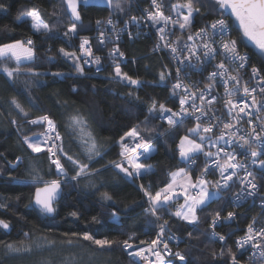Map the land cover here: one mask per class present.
I'll return each instance as SVG.
<instances>
[{"label": "trees", "instance_id": "16d2710c", "mask_svg": "<svg viewBox=\"0 0 264 264\" xmlns=\"http://www.w3.org/2000/svg\"><path fill=\"white\" fill-rule=\"evenodd\" d=\"M185 2L186 0H162L161 9L164 14L173 15L172 6ZM0 3L7 9L0 11V43L32 39L35 54L32 61L24 62L14 81H9L0 71V203L6 205L5 208H0V219L6 220L10 225L9 229L0 228V264H131V258L120 245L99 249L90 242L75 238H72L74 243L68 245L64 241L70 237H65L63 233L87 231L97 239L117 241H123L134 233L135 239L131 242L141 243L151 239L158 224L165 219L169 221L167 231L177 237V242L171 244L172 251H179L185 257L183 261L173 257L174 264H229V248L237 253L242 264L247 261L248 250L237 249L235 239L255 215H259L258 220L264 223V210L259 213L254 203L234 207L229 199V191L220 192V199H213L202 211H198L199 222L195 225L170 216L164 210L159 213L163 217L159 222L144 212L149 204L140 185H144L153 194L166 185L171 171L183 167L195 178L206 162V157L199 154L193 157L194 164L190 167L178 156V139L195 121L186 120L169 130L158 119H150L146 125L143 123L147 108L153 101L157 102V106L164 103L168 107H175L180 99L178 95H171V65L163 52L152 47V32L140 30L136 38L118 41V46L126 57L124 63L117 65L105 61L100 71L82 66L83 75H77L73 60L58 51L65 48L78 56L80 36L90 37L97 19L107 16H117L120 21L128 19L137 15L139 6L148 5L149 0H122L123 11L109 8L107 3H80L78 11L81 21L76 22L77 34L68 36L64 33L73 19L62 0H0ZM192 3L194 7L200 8V12L194 13L193 24L187 30L195 29L219 16L226 17L239 48L248 53L251 64L260 68L264 75V56L246 39L240 42L242 33L235 18H229L230 10L219 9L214 0H192ZM32 9L40 12L43 21L52 28L51 32H34L29 19L17 22V15ZM173 30L179 32L178 24L174 25ZM91 40L97 48V42L92 36ZM5 65L9 68L16 67L15 62L4 61L0 63V68ZM117 66L123 73L141 81V86H126L113 80L111 77ZM28 68L39 75L29 74ZM161 71L171 72V76L164 82L159 79ZM52 73L62 75L55 77ZM93 85L96 87L95 94ZM73 87L77 89L76 92L72 91ZM13 97L28 113L27 117L12 105ZM77 111L88 118L91 130L104 153L103 158H97L98 163H92L91 167L95 169L108 165V168L91 179L64 184L62 195L54 205L56 212L52 216H46L33 206L26 207L33 190L42 185L31 184L29 174L36 170L46 181L58 179V176L54 165L49 162L43 144L41 147L44 150L40 153H33L23 144V136L40 137L44 131L43 125H31L27 121L49 115L55 121L62 138L58 144L62 143L68 154L87 162L72 129L67 125V118ZM12 120L17 122L15 126L11 123ZM137 125V131L145 138L156 132L165 135L154 140L153 154L141 161L150 165L153 171L142 179H122L123 174L117 175L118 170L111 167L110 162L121 161L120 137ZM17 157H20L18 166L11 168L9 162L15 163ZM62 163L68 170V176L74 175L73 166L63 158ZM10 173L18 179L10 180ZM101 183L103 186H100ZM92 184H96V187H92ZM209 187L213 189L211 185ZM104 192L113 197L114 205L112 202L101 203L100 196ZM113 206L120 209L118 222H113L110 216ZM174 210L175 201L167 208V212ZM72 211L78 212L79 217H71L69 213ZM217 211L220 214L226 211L235 213L232 223L216 227L221 235H225V242L219 241L210 233V221ZM93 216L102 223H94ZM25 232L30 235L25 237ZM188 233H192V237ZM41 241H44V246L37 249L35 245ZM47 241H54V244L48 245ZM6 244L32 247L34 250L5 255ZM222 248L223 257L219 255ZM213 253H216L215 259Z\"/></svg>", "mask_w": 264, "mask_h": 264}, {"label": "snow or ice", "instance_id": "6c2138e0", "mask_svg": "<svg viewBox=\"0 0 264 264\" xmlns=\"http://www.w3.org/2000/svg\"><path fill=\"white\" fill-rule=\"evenodd\" d=\"M62 2L67 5V11L70 12L73 18V23L68 27L64 35H75L77 34L76 22L81 21L78 5L81 2L87 4L88 0H62ZM106 3L109 8L114 7L123 11L122 0H106ZM214 3L221 10H230L229 18H235V21L239 25V31L242 33L240 42L246 39L264 56V0H214ZM151 4L154 11L148 12L146 19L151 22L153 27H156V32L159 37V43L156 48L158 50H167L172 60L176 63V82L172 85L171 95L173 97L179 95L180 107L179 111H173V109L166 107L164 103H159L157 106V102L153 101L147 108V114L145 115L143 123L146 125L150 119H161L167 123L169 129H173L183 122L186 117L194 119L196 121L195 125L188 129V135L182 136L177 145L179 157L182 162L189 164L190 167L194 164L193 157L199 154H203L206 157V162L201 174L195 178V181H193L189 172L181 167L169 173V183L155 194L146 190L144 185H140V190L144 192V196L147 197L149 204V207L145 208L144 212L159 222L163 219L159 213L164 210L170 216L186 221L189 225H195L199 222L198 211H202L213 199H220V192L231 187L230 182L237 176L238 170H243L244 176L240 180V191L234 194L233 202L237 206H240L248 197H253L258 194L260 185L256 183L257 179L264 181V175L257 177L254 171H249L246 164L238 160V155L242 156L245 161L250 158V162L254 168H258L264 173V159H261V157H264V117H260L259 115V111H264V75H262L260 68L256 66L252 67V79L256 80L259 86L260 99H257V96L253 94L257 89L255 87L249 88L247 83H245L242 92L245 97L251 99V105L243 100L233 101L231 97L237 96L241 92V78L238 74L233 75L231 72L235 71L238 73L240 69L246 68L250 58L247 54H240L236 39L227 38L229 25L226 20L223 18L215 20L210 25L199 29L194 35L189 34L187 41L181 44L179 38L176 41H170L167 35V25L178 24L181 30L189 29L193 24L194 13H199L200 8L194 7L192 0H186L183 4H175L172 6V12L179 19L174 20L172 16H166L164 14L161 10L162 5L158 3V0H151ZM181 9H186V14H183L180 11ZM0 11H7L5 5L2 3H0ZM28 19L31 20V28L34 32L49 33L52 31L50 25L43 21L38 10H24L16 17L17 22H26ZM139 22L138 18L133 16L130 21H125V26L129 23L139 24ZM101 23L102 21H97L98 25ZM106 23L112 26L114 32L116 31L111 18ZM217 34L221 37L218 47L216 46L217 41L215 39ZM100 37L99 44L103 46L107 42L103 31L100 33ZM129 38H132L131 32H129ZM79 48L82 54H86L89 57L84 59V64H100L101 58L99 56L91 59L92 48L87 38H81ZM58 51L64 57L73 60V67L77 75L84 74V68L80 63L81 57H78L75 52L66 51L65 48H60ZM34 55L32 39H16L11 42L0 43V63L13 61L16 64L15 68H9L5 65L0 68V71L6 75L9 81H14V77L20 74V69L24 62L32 61ZM109 55L113 59H117L123 57L124 53L118 47H114L109 52ZM217 55L222 57L221 62L215 64L213 71L208 73L206 77L208 83L204 85L203 89L198 87L199 82L183 83L181 79L183 66L194 67L192 64L193 58L203 66L206 63H211ZM165 69H167V66H165ZM27 71L31 75H39L34 73L31 68H28ZM51 75L58 77L62 73H52ZM169 76H171L170 71H161L159 79L161 82H164ZM111 78L126 86H141V81L127 73H123L119 66L115 67L114 76ZM221 85L224 89V95L228 97L224 101V107L228 110V115L233 122H223L214 113L211 116L208 115L211 111L210 106L216 102L217 97L211 96L210 98H206V93L210 95L213 88ZM193 88L196 91H193ZM92 90L95 94V85H93ZM72 91L76 92L77 89L73 87ZM129 96H131V93H129ZM121 98L123 99L124 97ZM136 99H139V97ZM197 100L200 101L199 105L196 103ZM11 103L24 117L28 116V113L15 97L11 99ZM206 105L208 107H205ZM249 108L258 109L257 119L259 120V131H257L256 127H253L255 121L252 119L247 121L249 127L245 130V134H238L237 131H232L240 122L241 114L250 116V112L246 111ZM233 113H235L234 116ZM11 123L15 126L17 122L12 120ZM27 123L31 125L46 124L45 132L42 134L44 139L25 135L23 136V144L27 145V148L33 153H40L44 150L41 145H49V142L52 141L47 147V151L49 153L50 164L55 166L58 179L46 181L39 175L38 171L33 170L29 174L31 177L30 183L33 185L42 184L43 186L35 188V193L29 205H26V207L34 205L39 209L41 214L52 215L56 212L54 205L62 195L64 184L70 181L78 182L80 179H91L94 176H98L101 171L107 170L108 165L95 169L91 167L92 163H98L97 158H103L104 153L91 130L88 118L79 113V111L67 118V125L72 129L83 154L87 157V162L65 152L62 143H55L56 141H61L62 138L57 131L55 121L49 115L39 116L35 119L28 120ZM221 123L222 128L219 135L213 138L209 134H212L215 128L220 127ZM138 127L139 125L120 137L122 150L119 155L121 161L119 163L110 162V166L118 170L117 175L123 174L122 179H142L144 175L153 171L150 165H146L141 161L142 159L147 160L153 154L154 140L165 135V133L156 132L155 135L145 138L137 131ZM146 130L149 132L152 131L151 129ZM126 138H129L132 143H125ZM206 147L208 150H205ZM211 149H215V151ZM239 149H243L244 151H238ZM62 158L73 166L72 170L74 171V175L71 177L68 176V170H66L65 164L62 163ZM19 161L20 157H17L15 163L9 162V166L15 168L18 166ZM212 171H218L219 179L215 181L205 179ZM9 179L17 180L18 178L10 173ZM209 185L215 191H210ZM91 186L95 188L96 184H92ZM100 186H103V184L101 183ZM177 196H182L184 203L179 204L174 212L168 213L167 208L170 207ZM262 200H264V197H262ZM100 201L101 203L112 202L114 205L113 197L107 192L101 194ZM5 207V204L0 203V208ZM127 210L129 209H125V211ZM69 215L73 218L79 217L76 211L70 212ZM110 216L113 222H118L120 209L113 206ZM234 216L235 213L229 211L223 219L231 220ZM220 220L221 214L220 211H217L209 227L213 229V237H217L219 241L225 242V235H221L215 231V227ZM92 221L97 224L102 223L96 216L92 217ZM168 224L169 221L166 219L163 220V223L158 224L159 231L157 232V238L151 240L147 247H134V244L131 242L135 239L134 233L128 235V238L123 241H117L108 238L97 239L87 231L83 233L65 232L63 235L70 238L66 239L64 243L72 245L74 243V239L72 238H75L76 240L90 242L99 249H110L114 245H120L131 258V264H141V262H144V264H174V261L167 259V257L174 255L175 259L179 261H183L185 257L179 251L173 254L169 250L168 244L163 241L162 237L167 230ZM254 225L255 219L248 225L245 235L237 238L235 241L237 249H245L250 246L252 250L248 256V260L244 261L243 264H264V228L257 230ZM9 227L10 225L6 220L0 219V228L9 229ZM29 235L27 232L24 233L25 237ZM188 235L192 237V233H188ZM143 243L141 241V244ZM47 244L52 245L54 241H47ZM160 244H163V248L159 247ZM43 246L44 241L38 242L35 245L37 249ZM4 247L7 250L5 255L32 252L34 250L32 247H15L13 244H6ZM219 255L221 257L224 256L223 248ZM228 255L230 258L229 264H242L240 257L231 248L228 249ZM150 257H154V259H150ZM215 258L216 253H213V259Z\"/></svg>", "mask_w": 264, "mask_h": 264}, {"label": "built area", "instance_id": "2783aa9c", "mask_svg": "<svg viewBox=\"0 0 264 264\" xmlns=\"http://www.w3.org/2000/svg\"><path fill=\"white\" fill-rule=\"evenodd\" d=\"M161 1L162 0H158V3L161 4ZM151 11H154V9L152 8L151 0H149V4L145 5V6H139V13L137 15H134L140 21L139 24L129 23V24H127V26H125V21H130L131 17H133V16H131L128 19H124L122 21H120V19L117 16H107L105 18L97 19L94 22L91 36L97 42L98 47L96 48L94 46L93 41L91 40V36L89 37V36H85L84 35V36H80V38H79V41H78V54H79V57H81V59H80L81 65L83 67H85V68H91L93 71H100L102 69V67L104 66V62L105 61H108V62L113 63V64H117V65L121 64V63H124L126 61L125 55L123 57H120V58H117V59H113L109 55V52L111 51V49L114 48V47H118L119 48L118 41H120L123 38H126L128 40H132V39L136 38L137 36H139L140 30L143 31V32H145L146 30H150L152 32V34H153V37H154V41H153V46L152 47L155 50H157V51L163 52L166 55L168 61L170 62L171 69H172L170 88L172 90V85L176 82V63L172 60L171 55H170V53L167 50H158L156 48L157 44L159 43V37H158L157 32H156V27H153L151 22L146 19L147 13L151 12ZM166 16H172L174 20H178L179 19V17H177L174 14L173 15H166ZM109 18L112 19L113 24L115 25V28H116L115 32L112 30V26L108 25L106 23V21ZM221 18L225 19L226 22L229 25L227 38L228 39H235V37H234V35L232 33V29H231L229 20L226 17H223V16H219L217 18H214V19L210 20L209 22H207L206 24H203V25H200V26L196 27L195 29H192V30L191 29L190 30H181L180 29L179 32L178 31L174 32V30H173L174 25L169 24V25H167L168 38L170 39V41H176L179 38L180 43L183 44L184 42L187 41V36L189 34H193L194 35L199 29L204 28L206 25H210L215 20H218V19H221ZM98 20L102 21V23L99 24V25L97 24ZM158 26H162V25H158ZM102 31L105 33V38H106V41H107L105 43V45H103V46H101L99 44V40L101 38L100 37V33ZM129 32L132 33V38H129ZM117 33H118V37H117ZM82 37L83 38H87L89 40V44H90V46L92 48V57H91V59H94L97 56H99L101 58V62H100L99 65H96V64H84L83 63L84 59L89 58V57H87L86 54H82L80 52L79 45L81 43V38ZM215 39L217 41V45L216 46L218 47L219 46V41L221 39L219 34L216 35ZM188 43H192V42H188ZM197 43H199V41H197ZM120 51L122 52L121 49H120ZM238 51L242 55L243 54H247L248 55V53L246 51H244V50L239 48V45H238ZM221 59H222V57L220 55H217L216 58L211 61V63H206L205 65L201 66L195 60V58H193L192 64L194 65V67L183 66V71L181 73V79H182L183 83L189 84V83L199 82L198 87L200 89H203L204 85L206 83H208V81L206 80V77H207L208 73L213 71V66L215 64H217V63H220ZM253 66H255V65L251 64L250 59H249L248 62H247L246 68L240 69L238 73L235 72V71L231 72V74H233V75H237L238 74L239 77L241 78L240 79L241 92L239 93V95L231 97V99H233V101L243 100V101L247 102L249 105H251V99L249 97H245L243 95V92H242V89H243V86L245 85V83H247L249 88L255 87L257 89V91L255 93H253V94L257 96V99H260L261 94L259 92V86L257 85L256 80L252 79L251 69H252ZM193 91H196V89L193 88ZM211 96H216L217 100H216V102H214L210 106L211 107V111L208 113V115L211 116L214 113L215 116L219 117L220 120L223 121V122H233V121H231V117L228 115V110L224 107V101L226 99H228V97H226L224 95L223 86L221 85L219 87L213 88L211 93H210V95H208L206 93V98H210ZM196 103H197V105H199L200 101L197 100ZM241 106H242V104H241ZM166 107H168V106H166ZM179 107L180 106H179V103H178L177 106L168 107V108L173 109V111H179ZM205 107H208V106L206 105ZM246 111L250 112V116H245V115L241 114L240 122L237 124L236 128L232 129V131H237L238 134H245V130H247L248 127H249L248 124H247V121L249 119H252V120L255 121L254 124H253V127H256L257 131H259V120L257 119L258 109L249 108ZM234 115H235V113H233V116ZM259 115H260V117H264V111H259ZM186 120L195 121L194 119H190V118L186 117V118H184L183 122L186 121ZM158 121H160L167 128V130H169V127H168V125H167V123L165 121H163L161 119H158ZM42 125L44 127V131L42 132V134H43L45 132V129H46V124H42ZM221 128H222V123L220 124V127H217V128L214 129V133L219 134ZM42 134H41V137L43 138ZM51 143H52V141L49 142V145ZM55 143L58 144V141H56ZM125 143L131 144L132 142H131V140L129 138H127ZM49 145H47V147ZM238 151H244V150L243 149H239ZM46 152H47V156H48V159H49V153H48L47 149H46ZM261 159H264V157H261ZM238 160H240V162H242V163H245L246 167L248 168L249 171H254V174L257 177H260L261 175H264V173H262L258 168H254V166L250 162V158L247 161H245L242 156L238 155ZM203 168H204V166H203ZM201 171L197 174V176H199L201 174ZM55 172H56V169H55ZM243 176H244V171L243 170H238L237 171V176L234 177L233 181L230 182L231 187L229 189L225 190V191H229V199L231 201V204L234 207H237V204L233 202L234 201V194L240 191V187H241L240 180L243 178ZM205 179H207L209 181H215V180L219 179L218 171H212L210 174H208L205 177ZM256 183L258 185H260V187L258 188V194L253 196V197H248L240 205H244V204H247V203H254V205L257 207V209H259V213H261L264 210V200H262V197H264V181H262L260 179H257ZM225 191H222V192H225ZM179 204L180 203H176L175 207H178ZM228 212L229 211H226L224 214H221V220L218 221L217 226L228 224V223H232L234 221L235 216L231 220L223 219V217L227 216ZM258 218H259V215H255L244 226L242 233L238 237H236L235 241L237 240V238L242 237V236L245 235V233L247 232L248 225L250 223H252L254 219H255V225L254 226H255V228L257 230H259L260 228H264V223L259 221ZM211 222H212V220L210 221V224H211ZM216 227H215V231L217 233H219L217 231ZM158 231H159V229L157 228V230L155 231L153 237L151 239L150 238L147 239V241L144 242L143 244H141V243H133L134 247H137V248L138 247H147L150 244L151 240L157 238V232ZM212 231H213V229L210 228L211 235H212ZM214 238H217V237H214ZM162 239H163L164 242H166L168 244L169 250L174 254V252L172 251V248H171V244L177 242V237L172 232L166 230L164 235H163V237H162ZM159 247L163 248V244H160ZM246 249L248 250V254H250V252L252 251L250 246L246 247ZM126 255H127V253H126ZM173 257H174V255L170 256V257H167V259H172L173 260ZM150 259H154V257H150ZM141 264H144V262H141Z\"/></svg>", "mask_w": 264, "mask_h": 264}, {"label": "rangeland", "instance_id": "374dc122", "mask_svg": "<svg viewBox=\"0 0 264 264\" xmlns=\"http://www.w3.org/2000/svg\"><path fill=\"white\" fill-rule=\"evenodd\" d=\"M81 3H83V2H81ZM87 3H106V0H88V2ZM83 4H85V3H83ZM66 7H67V5H66ZM183 14H186V12H187V10L186 9H181L180 10ZM224 11V10H223ZM70 13V12H69ZM70 16H71V14H70ZM72 18V17H71ZM73 19V18H72ZM29 21L31 22V20L29 19ZM78 56H79V54H78ZM195 125V123L193 124V125H191V126H189L188 128H187V131L185 132V133H183V134H181V136L179 137V139H178V142H177V145L179 144V142H180V138L182 137V136H185V135H188V129L189 128H191V127H193ZM209 135H212L213 136V138H215V136H217V135H219V134H217V133H212V134H209ZM40 138L41 139H44V137L42 138L41 137V135H40ZM193 138H195V137H193ZM198 139V138H197ZM43 147L44 148H46L47 149V145H44L43 144ZM225 147H227L226 145H225ZM205 150H208L207 149V147H206V149ZM212 151H215V149H211ZM178 156H179V151H178ZM180 158V157H179ZM176 170V169H175ZM174 170V171H175ZM190 174V173H189ZM191 175V174H190ZM193 178V177H192ZM196 178V177H195ZM195 178H193V181H195ZM169 181H170V179H169ZM210 191H215L214 189H210ZM157 192V191H156ZM155 192V193H156ZM155 193H153V194H155ZM183 200V199H182ZM180 204H182L181 203V201H180ZM176 208L177 207H175V210H176ZM159 229V228H158Z\"/></svg>", "mask_w": 264, "mask_h": 264}, {"label": "crops", "instance_id": "0c3cea01", "mask_svg": "<svg viewBox=\"0 0 264 264\" xmlns=\"http://www.w3.org/2000/svg\"><path fill=\"white\" fill-rule=\"evenodd\" d=\"M174 171V170H173ZM169 179H170V176H169ZM169 183V180H168V182L166 183V184H168ZM165 187V186H164ZM164 187H162L161 189H163ZM161 189H159V190H157V191H160ZM211 188L209 187V190H210ZM183 199V200H182ZM175 201V205H176V203H180V201H181V203L183 204L184 203V198L182 197V196H177L176 197V199L174 200ZM175 211V210H174Z\"/></svg>", "mask_w": 264, "mask_h": 264}, {"label": "water", "instance_id": "95a60500", "mask_svg": "<svg viewBox=\"0 0 264 264\" xmlns=\"http://www.w3.org/2000/svg\"><path fill=\"white\" fill-rule=\"evenodd\" d=\"M42 186H43V185H41L40 187H42ZM34 193H35V189L33 190L32 197H33ZM32 197H31V199H32ZM59 199H60V198H59ZM59 199H58V201H59ZM58 201H57V202H58ZM33 207L39 211V209L36 208L34 205H33ZM52 215H53V214H52ZM52 215H46V216H52Z\"/></svg>", "mask_w": 264, "mask_h": 264}]
</instances>
